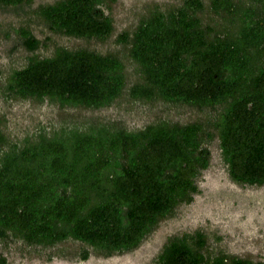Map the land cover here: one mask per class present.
I'll use <instances>...</instances> for the list:
<instances>
[{
    "label": "trees",
    "instance_id": "1",
    "mask_svg": "<svg viewBox=\"0 0 264 264\" xmlns=\"http://www.w3.org/2000/svg\"><path fill=\"white\" fill-rule=\"evenodd\" d=\"M23 1L0 0V7ZM105 1L59 0L37 13L51 32L104 40L112 32ZM202 6L183 0L166 13L154 11L118 41L127 44L142 80L129 89L132 99L218 108L207 125L211 132L199 123H159L135 132L40 136L8 150L0 158V239L9 233L35 246L72 240L106 255L130 251L198 192L195 178L209 159L204 142L213 134L229 178L264 185V4L256 19L253 10L238 14L231 0H211L212 12L234 17L236 32L223 36L195 16ZM18 35L26 51L39 47L29 31ZM123 68L113 55L58 48L14 70L6 91L61 107L99 109L121 94ZM203 247L198 233L172 239L155 264H264L208 259Z\"/></svg>",
    "mask_w": 264,
    "mask_h": 264
},
{
    "label": "rangeland",
    "instance_id": "2",
    "mask_svg": "<svg viewBox=\"0 0 264 264\" xmlns=\"http://www.w3.org/2000/svg\"><path fill=\"white\" fill-rule=\"evenodd\" d=\"M59 0H24L17 7H0V158L10 149L19 150L38 140L51 139L75 131L86 134L98 129L135 132L148 125L199 123L208 128L219 109H198L160 100H134L129 89L141 84L140 74L128 56L127 44L120 43L121 33H131L152 12L166 13L183 0H106L103 14L111 20L112 32L104 40L77 39L51 32L39 18L37 9ZM202 10L195 16L216 35L236 32L234 17L214 13L211 0H200ZM238 14L254 11L263 15L264 0H231ZM237 20V19H236ZM234 24V25H233ZM25 29L39 41L33 52L25 50L18 31ZM87 50L119 58L125 86L108 106L99 109L61 107L47 100L21 99L6 91L10 74L31 59L53 55L55 49ZM209 132H211V129ZM208 166L195 178L198 192L186 204L176 206L160 219L138 246L121 253L93 250L82 243L65 240L53 246H35L7 233L0 239L1 264H155L162 248L170 240L201 234L205 258L236 257L264 262V185L248 186L233 182L227 172L215 134L204 142ZM86 253L85 259L82 255Z\"/></svg>",
    "mask_w": 264,
    "mask_h": 264
}]
</instances>
